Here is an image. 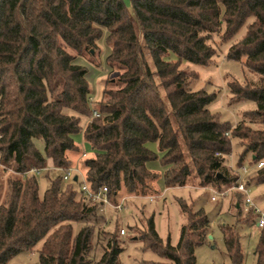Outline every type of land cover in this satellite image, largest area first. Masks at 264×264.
<instances>
[{
    "label": "trees",
    "instance_id": "16d2710c",
    "mask_svg": "<svg viewBox=\"0 0 264 264\" xmlns=\"http://www.w3.org/2000/svg\"><path fill=\"white\" fill-rule=\"evenodd\" d=\"M130 3L131 12L124 0H0V158L17 174L0 203V264H10L14 254L39 240L38 264L118 263L119 229L96 228L103 218L100 205L83 197L76 183L81 174L92 190L106 185L113 203L157 193L159 174L147 164L157 156L147 145L151 140L163 151L166 186L184 185L192 171L201 185L234 184L238 172L225 163L233 137L241 146L235 166L250 155L254 167L245 173L251 174L247 183L264 182V0ZM249 17L226 57L258 73L259 82L233 79L227 85L231 98L256 105L230 123L208 108L216 93L193 88L198 73L182 61L208 64L217 53L214 33L226 41ZM103 30L110 46L107 62L119 73L103 79L100 98L91 101L87 68L74 58L90 52L94 61ZM64 107L88 115L86 124L81 127L78 114ZM79 129L92 152L74 140ZM35 138L42 140V149ZM49 159L60 172L40 194L36 174L25 171L48 167ZM69 168L78 172L63 179ZM177 200L186 220L176 243L169 236L163 240L153 215L136 231L145 246L167 260L140 264H195V247L207 240L210 218L203 207ZM248 211L252 218L239 222L254 223L255 214ZM75 223H80L76 231ZM221 229L233 264H243L238 231L230 224ZM255 264H264V225Z\"/></svg>",
    "mask_w": 264,
    "mask_h": 264
},
{
    "label": "rangeland",
    "instance_id": "374dc122",
    "mask_svg": "<svg viewBox=\"0 0 264 264\" xmlns=\"http://www.w3.org/2000/svg\"><path fill=\"white\" fill-rule=\"evenodd\" d=\"M128 10L131 12L130 0H124ZM251 17L240 26L238 31L228 40L222 41L220 33H214L211 42L217 48V53L208 64H200L189 61H182V66L194 69L198 73V78L192 82L193 88H204L209 92H215V97L208 103V108L219 114L220 119L227 120L230 123H236L242 118L245 110L255 107V101L246 98H231L227 82L236 79L240 82H251L257 84L259 82L258 73L247 68L242 61L236 59H228L226 57L228 48L232 41L241 38L245 33L247 24L251 21ZM99 51L98 56L92 61L90 52L76 54L74 61L87 68L86 79L90 87V100L96 101L101 96L103 87V79L116 76L119 70H111L107 62V55L110 52V46L106 41V30H103L101 37L98 39ZM69 51L73 52L72 49ZM64 112L78 114L80 124L83 127L88 121V115L80 114L69 107H64ZM254 126H260L255 124ZM74 140L79 147L87 152H92L89 142L84 139L82 129L73 134ZM34 142L40 149L43 147L41 139L35 138ZM151 144L152 149L156 153V157L148 161V166L159 174L156 181L157 193L152 194V198L147 195H129L123 197L124 202L121 209L106 204L100 207L103 212V218L96 224V228L101 226L113 229L123 227L124 233H121L123 250L119 254V261L116 264H140L142 260H167L158 251L144 245V243L136 237V231L145 226L147 217L153 215L156 229L159 235L165 241L169 236L172 243H176L180 233V226L185 222V215L181 211L178 198H183L187 202H191L194 208L203 207L210 218V233L205 242L195 247V264H233L223 238L221 229L222 224L233 225L239 233L240 247L243 254V264H255V246L258 241L260 228L252 223L250 225L243 224L240 219L245 217L252 218V214L248 211L249 206L243 200V194L230 186L224 187L228 191L224 195L216 194L223 185L218 183H210L201 185L199 178L192 171L187 182L184 185L166 186L163 173L165 165L161 161L163 151L160 149L156 140H151L147 144ZM241 150L237 137L231 138V151L226 154L225 163L230 166L233 172H238L240 180H246L249 174H245L242 165L236 167L238 153ZM243 165L248 169H253L250 164V155L243 160ZM6 167V166H5ZM235 169V170H234ZM237 169V170H236ZM60 172L53 165H49L36 175L39 193L42 194L48 186L50 178ZM78 172L75 168H70V173ZM251 172V171H250ZM253 174V173H252ZM16 172L6 167L0 168V203L3 202L7 191L9 179L16 177ZM81 174H79V189ZM243 178V179H241ZM80 190V189H79ZM250 193L254 201L264 209V182L250 184ZM215 195V199L212 195ZM254 219V218H253ZM255 221V219H254ZM80 223L74 224L76 231ZM130 228V226H132ZM96 234L92 235V241L95 242ZM42 240H39L30 250L19 251L14 254L10 260V264H38V250Z\"/></svg>",
    "mask_w": 264,
    "mask_h": 264
},
{
    "label": "built area",
    "instance_id": "2783aa9c",
    "mask_svg": "<svg viewBox=\"0 0 264 264\" xmlns=\"http://www.w3.org/2000/svg\"><path fill=\"white\" fill-rule=\"evenodd\" d=\"M93 115H97L98 112L96 110H93ZM83 155H85V152L82 153ZM263 164V161L260 160L257 162L256 166H261ZM0 167H5L4 163L2 162L1 158H0ZM242 170L244 173L248 172V169L242 165ZM47 167H33L27 171H25V173H35L36 175L39 174L41 171H43L44 169H46ZM73 169V168H71ZM72 175V173H70V168L65 170L63 173V179H68L70 176ZM243 179V178H241ZM233 188H235V190L240 191L243 193V200L244 202L249 206V208L252 209V212L255 214V225L259 228L263 227L264 225V209L261 208L259 205H257V203L254 201V198L252 197L251 193H250V185L247 183L246 180H240L239 178L237 179V181L231 186ZM79 189L82 193V196L87 198V199H92V200H96L100 207L106 204H111V200L108 196V188L106 185H102L100 186L97 190H92L88 187V185L82 180L80 185H79ZM228 191V189H221L219 191L216 192V194L219 195H224L226 192ZM150 198H152V195H148ZM212 198L215 199V195H212ZM123 202L124 199L122 198L119 202L112 204L113 207L119 208L121 209L123 206ZM121 233L125 232V229L123 227H121L120 229Z\"/></svg>",
    "mask_w": 264,
    "mask_h": 264
},
{
    "label": "crops",
    "instance_id": "0c3cea01",
    "mask_svg": "<svg viewBox=\"0 0 264 264\" xmlns=\"http://www.w3.org/2000/svg\"><path fill=\"white\" fill-rule=\"evenodd\" d=\"M147 145H148L150 148H154V147H153L151 144H149V143H148ZM48 164H49V165L52 164V162H51L50 159L48 160Z\"/></svg>",
    "mask_w": 264,
    "mask_h": 264
},
{
    "label": "water",
    "instance_id": "95a60500",
    "mask_svg": "<svg viewBox=\"0 0 264 264\" xmlns=\"http://www.w3.org/2000/svg\"><path fill=\"white\" fill-rule=\"evenodd\" d=\"M92 50V49H91ZM76 178V175H74V179ZM209 236H211V234H209Z\"/></svg>",
    "mask_w": 264,
    "mask_h": 264
}]
</instances>
